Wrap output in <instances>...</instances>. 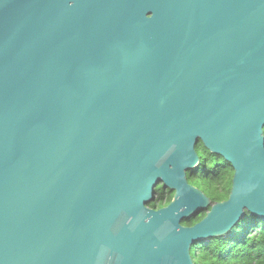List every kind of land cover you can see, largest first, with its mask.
Masks as SVG:
<instances>
[{"label": "water", "instance_id": "obj_1", "mask_svg": "<svg viewBox=\"0 0 264 264\" xmlns=\"http://www.w3.org/2000/svg\"><path fill=\"white\" fill-rule=\"evenodd\" d=\"M263 128L264 0H0V264H194L264 220Z\"/></svg>", "mask_w": 264, "mask_h": 264}, {"label": "trees", "instance_id": "obj_2", "mask_svg": "<svg viewBox=\"0 0 264 264\" xmlns=\"http://www.w3.org/2000/svg\"><path fill=\"white\" fill-rule=\"evenodd\" d=\"M195 149L200 160L186 171L188 182L201 189L212 202L227 199L232 184V166L206 149L200 140ZM173 194V190L159 184L155 187L154 200L147 205L151 208L166 206ZM205 212L202 210L183 219L182 224L193 225L205 216ZM190 253L194 264H264V220L246 211L226 234L196 242Z\"/></svg>", "mask_w": 264, "mask_h": 264}]
</instances>
